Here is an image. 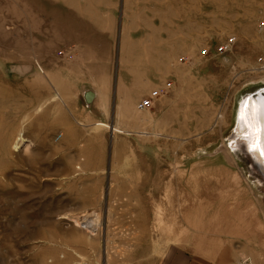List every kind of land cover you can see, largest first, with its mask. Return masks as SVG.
<instances>
[{"label": "rangeland", "instance_id": "1", "mask_svg": "<svg viewBox=\"0 0 264 264\" xmlns=\"http://www.w3.org/2000/svg\"><path fill=\"white\" fill-rule=\"evenodd\" d=\"M263 19L264 0H0V264H146L205 230L229 264H264L244 112L264 89ZM120 68L142 99L164 91L136 110Z\"/></svg>", "mask_w": 264, "mask_h": 264}, {"label": "crops", "instance_id": "2", "mask_svg": "<svg viewBox=\"0 0 264 264\" xmlns=\"http://www.w3.org/2000/svg\"><path fill=\"white\" fill-rule=\"evenodd\" d=\"M29 9H30V7H25V6L22 7V10H23L22 15H23V18L26 22H30V17L28 15V13L25 12L24 10H29ZM109 46H110V44L108 43V47ZM15 49H16V47H15ZM18 63H29L30 65L29 64H18ZM31 65H32V62H23L20 59H12V62L4 67V70L6 71V73L11 74L13 76V78H17V77H15V75L21 76L20 77L21 79L18 78V80H22V81H15L17 84L22 83L24 88H26V87L34 88L30 79L35 74V70L33 71V73L29 74L26 78H24V75L29 73L31 68L28 71H26V72L22 71L21 73H17L15 70L16 66H29L30 67ZM126 71H129V70H126ZM123 72L124 71H122L121 68L118 71L117 81H118L119 90H126L127 88L130 90H133L134 93L132 94V96L135 97V99H137V103H138L142 99V91L144 88L142 83H140V81H139L140 79L138 78L139 72L135 71L134 68L129 72H126V73H123ZM107 74L108 75L106 77V80L108 81L107 83L109 85V87H107V89H110V86H111V75L110 74H111V72L109 71ZM122 74H125V75L130 74V76L129 77H127V76L123 77ZM84 83L85 82L80 83L82 85L80 86L79 90H81L84 87H86V88L90 87L89 85H87L88 83L87 84L86 83L84 84ZM80 84H78V85H80ZM131 88H134V89H131ZM123 95L121 96V94H120V97H123ZM80 96H81V94H80ZM138 96H140V99H138ZM137 103H136V105H137ZM29 107H30V105H29ZM69 109L71 110V112H74L71 108H69ZM205 235L206 236H204L203 239H198V243H194V241L190 243V240L184 239V236H183V238L178 239V242H175L174 234H173L171 240L168 241L167 243H164L161 245H159V244L153 245L152 244L150 247L151 251H159L160 253L158 252L159 254L156 256V258L153 257L151 261H146L147 262L146 264H229L228 260H230L231 258L227 254L224 257H222V255H220V253H219L222 251H226V249L223 247V249L221 250L220 247H217V244H219V243L214 244L213 241H211V239L209 237L213 236L212 233H208L205 230ZM168 236H169V233H168ZM208 238H209V240H208ZM194 240H196V239H194ZM216 253H218V254H216ZM235 258L236 257H234V259ZM118 263L119 264H126L127 262L123 261V262H118ZM144 263H145V261L139 260V261H132L131 263H127V264H144ZM107 264H113V262L107 261Z\"/></svg>", "mask_w": 264, "mask_h": 264}, {"label": "bare ground", "instance_id": "3", "mask_svg": "<svg viewBox=\"0 0 264 264\" xmlns=\"http://www.w3.org/2000/svg\"><path fill=\"white\" fill-rule=\"evenodd\" d=\"M262 27H264V25ZM262 27L260 29H262ZM168 86L169 84L166 85L165 88ZM155 91L158 92L157 95L153 94ZM163 91V88L151 91L145 98L137 103L136 109L141 111L150 107L152 102L160 96ZM146 99L149 100L148 106L142 104ZM244 112H246V120L249 122L251 129L254 132V134H252L255 135L251 151L254 157L253 161L255 162L258 171H260L264 177V89L251 96H247L244 103Z\"/></svg>", "mask_w": 264, "mask_h": 264}, {"label": "built area", "instance_id": "4", "mask_svg": "<svg viewBox=\"0 0 264 264\" xmlns=\"http://www.w3.org/2000/svg\"><path fill=\"white\" fill-rule=\"evenodd\" d=\"M263 25H264V19L257 23V27L258 28H261ZM227 41L224 44H222L221 46L218 47V51H220V52L225 51L227 49L228 45L234 41V38H228ZM153 94L157 95L158 92L155 91V92H153ZM142 104L144 106H148L149 105V100L148 99L144 100ZM236 264H252V263L249 261V259L245 258V259H240Z\"/></svg>", "mask_w": 264, "mask_h": 264}, {"label": "water", "instance_id": "5", "mask_svg": "<svg viewBox=\"0 0 264 264\" xmlns=\"http://www.w3.org/2000/svg\"><path fill=\"white\" fill-rule=\"evenodd\" d=\"M15 70L17 73H21L22 71L26 72L27 70H29V66H16ZM80 94L86 103H90L94 97V91L85 87L81 89Z\"/></svg>", "mask_w": 264, "mask_h": 264}]
</instances>
